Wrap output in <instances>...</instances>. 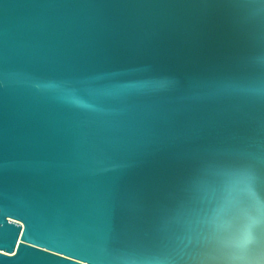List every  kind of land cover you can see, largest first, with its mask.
Segmentation results:
<instances>
[{
  "label": "water",
  "instance_id": "water-1",
  "mask_svg": "<svg viewBox=\"0 0 264 264\" xmlns=\"http://www.w3.org/2000/svg\"><path fill=\"white\" fill-rule=\"evenodd\" d=\"M262 259L261 0H0V264Z\"/></svg>",
  "mask_w": 264,
  "mask_h": 264
},
{
  "label": "snow or ice",
  "instance_id": "snow-or-ice-1",
  "mask_svg": "<svg viewBox=\"0 0 264 264\" xmlns=\"http://www.w3.org/2000/svg\"><path fill=\"white\" fill-rule=\"evenodd\" d=\"M262 3H264V0H261ZM261 264H264V259L261 260Z\"/></svg>",
  "mask_w": 264,
  "mask_h": 264
}]
</instances>
